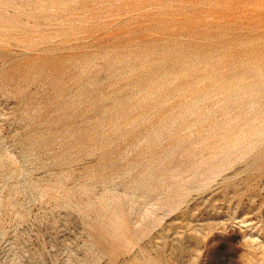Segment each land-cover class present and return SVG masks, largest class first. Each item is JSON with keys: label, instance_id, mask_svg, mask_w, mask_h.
<instances>
[{"label": "rangeland", "instance_id": "374dc122", "mask_svg": "<svg viewBox=\"0 0 264 264\" xmlns=\"http://www.w3.org/2000/svg\"><path fill=\"white\" fill-rule=\"evenodd\" d=\"M0 264H264V0H0Z\"/></svg>", "mask_w": 264, "mask_h": 264}]
</instances>
